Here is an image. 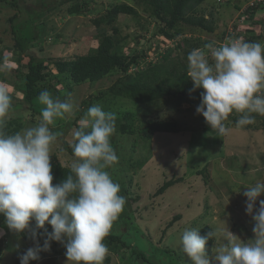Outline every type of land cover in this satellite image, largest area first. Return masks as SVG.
<instances>
[{
	"label": "rangeland",
	"instance_id": "obj_1",
	"mask_svg": "<svg viewBox=\"0 0 264 264\" xmlns=\"http://www.w3.org/2000/svg\"><path fill=\"white\" fill-rule=\"evenodd\" d=\"M60 1L15 0L21 8L20 11L14 5L1 1L0 56L10 57L12 54L8 49L14 44L8 22L9 16L16 13L15 24L21 27L26 25L22 24L24 21L31 22L35 13L50 4H58ZM122 1L137 3L134 0H92L86 8H81L75 14L64 16L60 10L56 9L42 18H36L32 26H26V29H30V35L34 36L30 45L31 50L35 53H49L51 56L62 57H72L89 52L91 48L97 46L99 39L97 28L92 22L96 12L103 13L109 3ZM248 1L230 0L229 3L218 4L216 0H206L196 7L194 15L199 16L203 13L207 19L212 18L216 31L208 33L184 25V34L165 43H161V35H153L157 24L138 6V15L119 14L116 22L119 28L118 39H122L120 43L123 45L124 53H138L144 49L146 59L138 65L142 68L146 67V63L160 59V56L169 48L172 50L168 54L167 66L178 61L188 64L187 58L176 47V43L182 37L190 36L201 37L200 39H206L209 42H221V44L227 42L229 38L224 40L221 36L224 37L225 31L230 25L236 23L241 15L240 9L234 8V3H241L242 7ZM65 6L64 4L63 7ZM242 17L241 28H237L235 24L232 26V30L236 31L234 35L238 39L243 40L245 37L247 32H243L244 27L249 25L251 19H254V22L262 20L258 24L253 22L252 26H254L255 34L264 33V12L259 10L253 17L248 15ZM156 45L161 46L155 49ZM206 53L211 63L210 52L207 50ZM15 65V61L12 60H4L0 63V77L4 74L10 79ZM136 67L137 65H134L130 70ZM116 72L111 71L110 75L97 82L86 81L75 85L64 98L65 101L73 103L76 110L74 114H66L64 120L57 121L55 126L51 127L54 133L61 134L50 146V155L55 156L62 165L70 167L74 158L65 149L62 141L67 140L70 145L74 142L72 130L77 126L73 125V120L78 117L79 125L89 107L99 104L104 111L113 112L116 116L125 112H130V115L135 118L143 115L135 102L121 96L112 97L107 93L109 85L116 78ZM61 83L66 84L64 81ZM0 87L6 88L15 97H21L20 93L15 92L11 85L2 82L1 78ZM100 91L103 93L101 100H98L96 96L101 94ZM90 101L93 103L90 104ZM200 103L198 99L192 102H181L179 105L175 104L174 100L164 99L151 105L146 103L145 105H149L151 110L146 117L177 120L178 126L182 129L177 132L152 133L147 140H144L147 143H142L139 138L135 146L132 143L134 138L138 137V133L130 135L116 132L111 137V143L119 159L107 169L113 181L120 185L119 195L126 199L123 211L114 222L112 231L118 234L124 232V236L137 248L141 247L138 241L147 239L156 244L160 239L163 248H172L176 254L185 258L183 264H190V262L181 251L180 238L183 231L190 227L198 228L204 224L212 227L215 236L211 252L207 255L210 260L214 252L225 243L228 230L242 243L254 239L252 231L254 222L246 213L247 198L243 193L247 186L254 185L258 181L264 182V124L262 121L255 119L256 128L247 130L244 127L231 125V118L228 117V120L224 122L228 131L224 135H218L212 129L193 130V128H199L203 122L202 115L196 112ZM12 117H17V121L21 118L25 119L19 131L38 123V118H33L27 112L24 115L20 112H9L7 121ZM137 159H142L140 160L143 161L142 164L131 166ZM204 168V173L208 176L206 181L198 172ZM172 178H180V181L155 195L158 187ZM260 200H264V194L257 199V208ZM177 214L180 217L174 219V216H178ZM170 221H173V224L168 227L167 224ZM0 228L4 231V235L0 236V264H14L25 240L23 235L17 237L9 232L4 225V220H0ZM162 229L166 230L161 239ZM24 234H30V232L26 231ZM152 243L146 245L143 248L144 251L155 254V249H157L159 254L155 258L162 256L164 260L167 259L171 264H176L177 255L175 253L171 252L167 255ZM51 247L53 251L44 253L46 255L30 263L67 264L66 249L63 245L55 242ZM107 258L108 261H104V264H125V259L112 250H109Z\"/></svg>",
	"mask_w": 264,
	"mask_h": 264
},
{
	"label": "clouds",
	"instance_id": "obj_2",
	"mask_svg": "<svg viewBox=\"0 0 264 264\" xmlns=\"http://www.w3.org/2000/svg\"><path fill=\"white\" fill-rule=\"evenodd\" d=\"M240 14L237 21L243 22ZM239 22L235 25L241 28ZM253 22L251 19L244 27V33L254 28ZM227 34V42L206 43L187 56L191 91L203 89L196 112L218 135L228 131L224 122L233 111L241 114L237 127L253 124V113L264 115V44L238 39L228 29L224 40ZM38 101L44 106L38 123L6 135L12 98L0 87V216L9 232L21 237L28 231L35 243L19 256L20 264L39 260L41 252L50 251L53 241L66 249L67 264H104L109 254L105 239L126 204L125 197L119 195L120 185L107 171L119 159L111 144L117 130L116 114L104 111L99 104L88 108L79 128L72 130L70 174L54 184L50 146L61 133H54L51 127L66 114H74L76 106L53 98L47 90L40 93ZM262 194L264 182L260 181L247 186L243 193L246 213L254 222V239L242 243L228 230L225 243L211 260L206 245L215 233L208 231L201 236L195 226L185 229L180 244L190 264H264V200L256 207ZM38 235L43 238L42 245Z\"/></svg>",
	"mask_w": 264,
	"mask_h": 264
},
{
	"label": "trees",
	"instance_id": "obj_3",
	"mask_svg": "<svg viewBox=\"0 0 264 264\" xmlns=\"http://www.w3.org/2000/svg\"><path fill=\"white\" fill-rule=\"evenodd\" d=\"M8 2L14 5L17 10L20 11L19 5L15 0H0V2ZM136 4L122 1L109 3L107 9L103 13H99L96 9V16L92 22L97 28V35L99 37L98 44L96 47L85 54H79L72 57L62 56H51L49 53H35L31 50V41L34 36H31L26 26H32V22H35L36 18H42V16L48 15L50 12L56 9L62 12L64 16L77 13L81 8L87 7L92 0H61L58 4H50L40 12L35 13V17L28 20L27 23L24 21L21 27H17L15 24L16 13L8 17V22L11 28L14 44L8 49L12 52L11 56H0V63L4 60L15 61L14 73L11 78L1 76V81L12 86L15 92L20 93L21 97H15L11 93L12 98V109L10 112H20L23 115L27 112L33 118L40 117L41 109L44 107L38 101V96L44 90L51 93L53 98H58L61 101H65L64 98L73 90L75 85L83 82H97L108 75L110 72L115 70L116 78L111 82L108 87L107 93L112 97L121 96L135 102L140 107L142 116L134 117L130 115V112H125L120 116H116V132L120 134L134 135L138 133V137L133 140V146L138 144V139L142 143H147L144 140L147 137L156 132H177L182 128L178 126L177 120L169 119H157L153 117H146L151 112L149 105L154 104L160 99L166 101L174 100L175 104L179 105L181 102H192L195 99L201 101V92L203 89H197L191 91L193 88V82L187 77V64L182 61L172 63L167 66L168 54L172 50L171 48L166 50V53L160 56L155 62L146 63V67L138 66L140 62L146 59L144 49L138 53L127 54L123 51V45L120 43L121 38L118 39L119 28L117 27V19L119 14L138 15L139 9L148 14V16L154 20L157 24L156 31L153 35L159 34L162 37L161 43L171 41L175 37L184 34V25L196 28L199 31L213 33L216 29V25L212 18L207 19L203 13L199 16H195L196 7L204 3L206 0H134ZM217 1V0H216ZM230 0L224 2H217L218 4L229 3ZM66 5L63 7V5ZM241 3L235 2L234 8L240 9ZM87 10V9H86ZM259 11V4L249 6L244 10L245 14L249 17H253L255 12ZM260 21H255L258 24ZM19 23V21H17ZM109 31V33H108ZM248 33L245 35L246 42H262L264 44V33L255 34L253 29L246 30ZM223 37V36H221ZM201 37H182L177 43L176 47L180 49L184 56L187 58L188 54L193 49L203 48L209 40H202ZM161 45H156L155 49L160 48ZM207 51V50H206ZM8 66L10 64H7ZM134 65L136 68L130 70ZM56 72V75H55ZM62 78V79H61ZM62 81L66 84L62 85ZM60 85V87H58ZM101 94L96 96V99L101 100ZM261 94H264L262 89ZM100 102V101H99ZM93 103L90 101V104ZM146 103H150L148 106ZM141 104H144L141 106ZM234 113L229 116L231 118V125L236 126V121L239 119L241 114ZM256 120L262 121L264 124V115L257 113L252 114ZM203 117V116H202ZM78 117L73 120V125L79 128ZM17 117H12L7 121L6 127L4 128L5 134H14L21 129V124L25 120L21 118L17 121ZM58 119L57 121H60ZM64 120V119H62ZM37 121V120H36ZM56 121V122H57ZM38 122V121H37ZM256 124H250L243 126L245 129L256 128ZM210 126L206 123L203 117V122L199 128L193 130H209ZM143 139V140H142ZM63 146L70 155L73 156V150L70 143L67 140L62 141ZM112 144V143H111ZM52 174L54 176L53 183H59L63 181L68 174H70V167L62 165L55 156H51ZM142 160V159H140ZM137 159L136 164H142L143 161ZM205 168L198 171L202 174L204 181L208 179V176L204 173ZM180 181V178H172L164 181L155 195L164 192L171 185L176 184ZM136 199V198H135ZM174 216V219L180 217ZM0 220H4V217L0 216ZM173 221H170L167 226H171ZM130 224V223H129ZM48 231L51 232V226L46 224ZM194 227V226H193ZM190 227L189 229H192ZM201 236L206 235L208 231H213L209 224H204L198 227ZM166 229H162L161 239L164 236ZM43 232V230H39ZM123 233H115L113 231L106 237L105 243L109 250L120 255L121 258L125 259V264H171L169 261L161 258L162 256H155L159 254L157 249L155 254L144 251L146 245H150L152 241L145 239L144 241H138L141 245L137 248L135 244L124 236ZM25 240L21 253L18 255L14 264H20L19 256L23 254L28 248L35 247L34 241L30 238V234H23ZM39 243L43 244V238L38 235ZM214 241V237L210 239L206 245V254L209 255L211 252V246ZM55 242H51V246ZM153 244V243H152ZM155 244V243H154ZM153 244V245H154ZM158 248L169 255L171 252L175 253L174 249L163 248L160 239L155 244ZM52 247L50 251H53ZM48 252V251H47ZM46 252H41L40 256H44ZM56 254V253H52ZM127 254L128 256H124ZM166 256L165 254H162ZM177 255L176 264H183L185 258L182 255ZM167 257V256H166ZM181 258V259H179ZM182 260V261H181ZM105 261H108L106 257ZM159 261V262H158ZM190 262V261H189ZM29 264H31L29 262Z\"/></svg>",
	"mask_w": 264,
	"mask_h": 264
},
{
	"label": "built area",
	"instance_id": "obj_4",
	"mask_svg": "<svg viewBox=\"0 0 264 264\" xmlns=\"http://www.w3.org/2000/svg\"><path fill=\"white\" fill-rule=\"evenodd\" d=\"M224 1L225 0H217V2H224ZM256 4H259V10L264 12V0H249L248 2L245 3L244 6L240 7L239 13H242V16H246V14H244V10L246 8H248L249 6L256 5ZM237 22H239V21H237ZM234 24L235 23L230 25V27L228 29L229 33H231V34H234V31L232 30V26ZM228 37H229V34L226 35L225 39L228 38Z\"/></svg>",
	"mask_w": 264,
	"mask_h": 264
},
{
	"label": "flooded vegetation",
	"instance_id": "obj_5",
	"mask_svg": "<svg viewBox=\"0 0 264 264\" xmlns=\"http://www.w3.org/2000/svg\"><path fill=\"white\" fill-rule=\"evenodd\" d=\"M237 28H239V27H237ZM227 31V30H226Z\"/></svg>",
	"mask_w": 264,
	"mask_h": 264
},
{
	"label": "water",
	"instance_id": "obj_6",
	"mask_svg": "<svg viewBox=\"0 0 264 264\" xmlns=\"http://www.w3.org/2000/svg\"><path fill=\"white\" fill-rule=\"evenodd\" d=\"M216 31V30H215Z\"/></svg>",
	"mask_w": 264,
	"mask_h": 264
}]
</instances>
